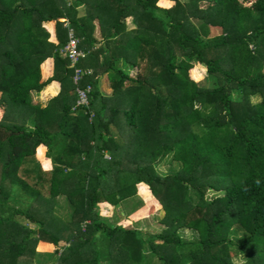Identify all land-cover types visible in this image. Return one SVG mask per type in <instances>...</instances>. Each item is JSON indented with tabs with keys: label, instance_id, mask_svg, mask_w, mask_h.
Returning a JSON list of instances; mask_svg holds the SVG:
<instances>
[{
	"label": "trees",
	"instance_id": "obj_1",
	"mask_svg": "<svg viewBox=\"0 0 264 264\" xmlns=\"http://www.w3.org/2000/svg\"><path fill=\"white\" fill-rule=\"evenodd\" d=\"M157 1L0 0V95L22 116L0 120V264H34L40 240L63 242L55 264H141L146 244L160 264H264V0ZM69 29L84 53L73 64ZM51 81L58 92L32 102ZM140 185L162 230L99 219L97 202L124 204Z\"/></svg>",
	"mask_w": 264,
	"mask_h": 264
},
{
	"label": "rangeland",
	"instance_id": "obj_2",
	"mask_svg": "<svg viewBox=\"0 0 264 264\" xmlns=\"http://www.w3.org/2000/svg\"><path fill=\"white\" fill-rule=\"evenodd\" d=\"M159 6H165L168 7L171 5V0H158ZM195 22L196 19H194ZM127 22V28L131 29L133 28V23L130 22V19H126ZM193 70V74H192ZM190 75L193 77L196 81H198L200 84H204L205 86L210 85V81L206 80V68L203 65L195 64L193 68L191 69ZM210 82V83H208ZM107 92H110V87L108 85L104 86ZM50 95H47L45 93H40L39 95H33L32 102H38L41 105H44ZM51 98V97H50ZM252 100L256 101L259 100V96H252ZM8 105L6 103V98L4 95H0V120L6 116L7 120H11L12 122H19L22 118V116L17 113L16 111H12L10 108L8 109ZM112 131L115 132L114 129L111 128ZM106 154V158H107ZM35 159L42 163V167L44 170L50 169L51 166V160L45 155V148L42 147V150L36 153ZM28 166H33L32 161H28L26 163ZM162 172H169L173 171L172 166H163L160 167ZM152 199L150 198L148 189L144 185H140L138 193L132 198L129 199L124 204H118L117 206L111 208V206L107 202H97L96 203V210L99 213V219L104 220L107 223L111 225L115 224H123L124 226L140 229L146 232H158L164 228V224L162 222V217L164 215V210L158 206V207H152ZM16 203L22 204L23 207L29 208V205L31 204V200L28 202L27 198H23L22 200ZM33 207H36L37 202L33 203ZM40 206V205H39ZM55 209L53 213H57L58 215L62 216L63 219H68L67 213V207L65 204V200H63L62 197L58 198V202L54 205ZM41 207V206H40ZM19 221H21L24 224H28L30 227H33V224L29 223L25 218H22L21 216H17ZM89 221V219L87 220ZM180 233L184 238H193V232L187 230V229H181ZM42 240L38 241L35 245V254H34V264H55V259L52 255V252L55 250V248L62 245V241L59 242L58 246L52 244V243H44L41 242ZM52 244V245H51ZM147 244L144 247V259L142 260L141 264H160V261L157 260L154 256L150 254V252L147 249ZM89 250H85V253H87ZM233 260L235 264H242L243 259L240 254L233 257ZM99 264H109V262H100Z\"/></svg>",
	"mask_w": 264,
	"mask_h": 264
},
{
	"label": "built area",
	"instance_id": "obj_3",
	"mask_svg": "<svg viewBox=\"0 0 264 264\" xmlns=\"http://www.w3.org/2000/svg\"><path fill=\"white\" fill-rule=\"evenodd\" d=\"M62 52H64V54H67L71 63L73 64L75 61H77V59L79 57L84 56V53L81 49H79L77 47V39L73 34L72 29H69L68 32V41L66 43V45L63 47ZM81 69L76 68L74 75H73V79L74 81H77V79L79 78V73L81 72ZM84 72L86 73H90V70H85ZM81 76V75H80ZM89 91V86H87L86 88H79L77 87L76 89V104H86L87 103V92Z\"/></svg>",
	"mask_w": 264,
	"mask_h": 264
},
{
	"label": "crops",
	"instance_id": "obj_4",
	"mask_svg": "<svg viewBox=\"0 0 264 264\" xmlns=\"http://www.w3.org/2000/svg\"><path fill=\"white\" fill-rule=\"evenodd\" d=\"M171 4H172V2H171ZM54 24H55L54 21H50L47 24V27H48V29L51 32V39H53V40L55 39V25ZM43 72H44L45 75H48V76H50L52 74V72H53V59H52V57H48L45 60V62L43 64ZM58 90H59V84H58V82L57 81H51L47 86H45L37 94L39 95L40 93H45L47 95H50V97H52V96H54L58 92ZM37 94H35V95H37ZM41 242H44V241H41ZM44 243H46V242H44Z\"/></svg>",
	"mask_w": 264,
	"mask_h": 264
}]
</instances>
